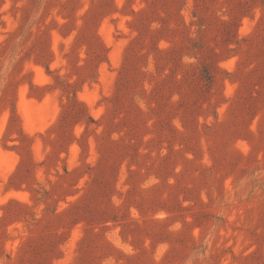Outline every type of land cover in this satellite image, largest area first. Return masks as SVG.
<instances>
[{
	"label": "rangeland",
	"instance_id": "obj_1",
	"mask_svg": "<svg viewBox=\"0 0 264 264\" xmlns=\"http://www.w3.org/2000/svg\"><path fill=\"white\" fill-rule=\"evenodd\" d=\"M0 264H264V0H0Z\"/></svg>",
	"mask_w": 264,
	"mask_h": 264
}]
</instances>
